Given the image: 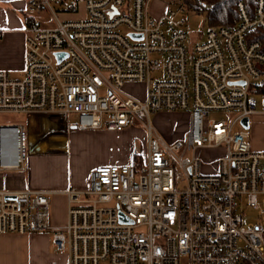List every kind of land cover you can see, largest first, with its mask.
<instances>
[{
	"label": "built area",
	"instance_id": "2783aa9c",
	"mask_svg": "<svg viewBox=\"0 0 264 264\" xmlns=\"http://www.w3.org/2000/svg\"><path fill=\"white\" fill-rule=\"evenodd\" d=\"M152 1L28 0L26 69L0 71V115H76L81 131L113 133L137 121L147 146L143 164L99 166L89 190L57 192L62 228L50 221L52 193L0 192V235L50 232L68 264H264V152L244 125L264 114V48L249 37L264 30V0L254 19L239 2L231 27L209 25L195 0H164L155 18ZM189 16L206 25L192 37ZM159 113L187 116L181 139L163 140L150 120ZM207 149L225 155L209 173ZM29 157L25 128L0 124V172L23 171Z\"/></svg>",
	"mask_w": 264,
	"mask_h": 264
},
{
	"label": "crops",
	"instance_id": "0c3cea01",
	"mask_svg": "<svg viewBox=\"0 0 264 264\" xmlns=\"http://www.w3.org/2000/svg\"><path fill=\"white\" fill-rule=\"evenodd\" d=\"M27 5L28 0H0V71L8 72L11 76L14 74L22 75L26 69V35L24 28L30 21ZM258 116H264V114L260 113L253 116L257 122ZM50 120L52 119L36 116L27 119V132L30 140L29 160L26 162V168L23 171L0 172V192L16 193L33 190L49 192L52 193L50 194L52 196L64 195L57 194V192H62L68 188L87 191L90 188L91 172L99 167V164L120 165L118 163L123 162L116 158L113 153L104 152L99 155V158L97 156L94 166L83 171V181L72 179L73 165L69 146L72 127L69 122L63 121L65 144L56 150L50 151L49 142L43 139L46 136L45 134H49L52 129ZM47 125L51 128L50 130ZM257 126L258 123L255 124L254 128H257ZM111 133L113 132L100 130L93 131L90 134L91 137L97 138ZM35 149L36 153L32 154V150L35 151ZM132 155H134V152ZM132 160L133 157L130 159L129 164ZM56 162H59V164L54 166ZM50 165H52L51 168H49ZM51 224L56 228H62L67 224V204L64 216L59 215ZM68 263V255L59 253L54 249L50 232L27 235H0V264Z\"/></svg>",
	"mask_w": 264,
	"mask_h": 264
},
{
	"label": "rangeland",
	"instance_id": "374dc122",
	"mask_svg": "<svg viewBox=\"0 0 264 264\" xmlns=\"http://www.w3.org/2000/svg\"><path fill=\"white\" fill-rule=\"evenodd\" d=\"M164 2V0H153L151 2L150 13L153 17L158 18L166 12L167 7ZM43 17L46 20L49 19L47 13H44ZM205 28L206 25L203 17L189 16V25L187 29L190 37ZM192 41L193 40L191 39V42ZM21 76V74H14L12 78L17 79L21 78ZM126 91L129 94L138 97L140 100L144 98V88L142 86H129ZM258 100V109L264 110V100L261 98H258ZM221 116L222 115L212 114L211 119L217 120ZM187 119L186 115L174 113L152 114L150 117L151 123L167 143L174 142L183 137L187 130ZM257 119L258 122L255 121L254 117L251 118V128L248 130L249 142L253 151L264 152V116H258ZM0 123H20L26 131L28 130L27 117L25 116L0 115ZM77 123L78 116L71 115L69 118V125L72 127V134L69 137V146L71 148L70 157L73 165V173L71 174L72 179L83 181V171L94 166L96 164L95 161L97 156L99 158V155H102L104 152H107L108 154L113 153L116 158L122 160V163H118L120 165L129 164L130 159L133 157L132 153L134 152V154L138 155L137 162L143 164V156L145 155L147 146V137L143 126L139 122L133 121L131 126L128 129H125L122 133H111L97 138L94 136L91 137L90 133H93V131L82 132L77 128ZM257 123V128H254ZM50 125L52 129L47 125V128L51 130L49 134H45L46 136L43 137V139H46V141L49 142V146L51 147L49 150L53 151L65 144V133L62 128L63 121L50 120ZM200 156L205 165L203 171L209 173L213 171L215 166L217 167L218 159H222L225 155L223 152L216 149H207L201 151ZM56 164L58 165L59 162H56L54 166H56ZM104 164H99L98 166ZM51 167L52 165H50L49 168ZM179 187L180 189H183L185 185L180 183ZM48 198L51 207L50 221L53 222L55 218L59 217V215L63 217L64 213H66L67 198L64 195H52Z\"/></svg>",
	"mask_w": 264,
	"mask_h": 264
},
{
	"label": "trees",
	"instance_id": "16d2710c",
	"mask_svg": "<svg viewBox=\"0 0 264 264\" xmlns=\"http://www.w3.org/2000/svg\"><path fill=\"white\" fill-rule=\"evenodd\" d=\"M195 2L196 7L205 14L207 22L212 26L231 27L238 21L240 19L239 2L245 4L249 16L253 19L258 8V0H195ZM249 37L251 40L260 42L264 48V30L252 31L249 33ZM258 92L264 95V83ZM137 157V154L133 155L131 164L138 166Z\"/></svg>",
	"mask_w": 264,
	"mask_h": 264
},
{
	"label": "water",
	"instance_id": "95a60500",
	"mask_svg": "<svg viewBox=\"0 0 264 264\" xmlns=\"http://www.w3.org/2000/svg\"><path fill=\"white\" fill-rule=\"evenodd\" d=\"M244 125H245V128H246L247 130L250 129L249 119H245V121H244ZM32 149H33V148H32ZM33 153H36V149H35V151L32 150V154H33ZM9 199H15V197H9Z\"/></svg>",
	"mask_w": 264,
	"mask_h": 264
}]
</instances>
